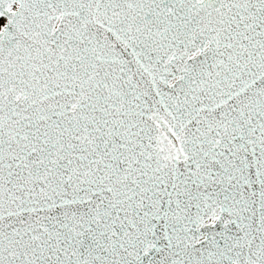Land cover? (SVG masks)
Masks as SVG:
<instances>
[{
    "label": "snow or ice",
    "instance_id": "6c2138e0",
    "mask_svg": "<svg viewBox=\"0 0 264 264\" xmlns=\"http://www.w3.org/2000/svg\"><path fill=\"white\" fill-rule=\"evenodd\" d=\"M0 264H264V0H0Z\"/></svg>",
    "mask_w": 264,
    "mask_h": 264
}]
</instances>
